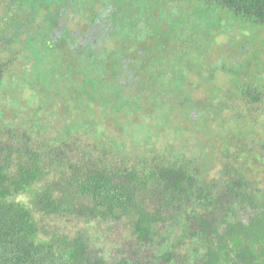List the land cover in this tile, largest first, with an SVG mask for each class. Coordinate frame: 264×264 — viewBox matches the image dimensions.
<instances>
[{
	"label": "trees",
	"instance_id": "trees-1",
	"mask_svg": "<svg viewBox=\"0 0 264 264\" xmlns=\"http://www.w3.org/2000/svg\"><path fill=\"white\" fill-rule=\"evenodd\" d=\"M37 1L0 0V264H264V0H152L157 55Z\"/></svg>",
	"mask_w": 264,
	"mask_h": 264
},
{
	"label": "rangeland",
	"instance_id": "rangeland-1",
	"mask_svg": "<svg viewBox=\"0 0 264 264\" xmlns=\"http://www.w3.org/2000/svg\"><path fill=\"white\" fill-rule=\"evenodd\" d=\"M142 2H144L143 7ZM37 4L41 11L35 16V18L38 17L36 22L33 21V24H29L35 30L50 24V16L58 11H63L61 14L63 18L56 20L55 24L59 28L68 27L71 34L76 35V38L79 37L78 33H92V35L96 34L103 38L108 34L115 42L126 43L134 42L135 38L140 37V41H136L135 45L145 46L143 42L156 44L153 54L157 55L164 49H168L167 53L170 54L173 48L170 43L174 41L173 39L179 41L180 37V32L172 18L169 20L165 16L156 17L158 10L152 0H40L37 1ZM159 11L161 12L162 9ZM43 12L49 15H47V21L42 23L40 18ZM113 31H115L114 34ZM261 35L264 36V34ZM261 35L256 36L252 41L249 39L243 41L247 50L254 56L253 58L242 56V63L247 61L249 65V59H252L255 65L250 67V72L254 75H256L257 61H259L258 69L264 71V38ZM183 40L185 41V38ZM197 48V44H193L190 45V49L187 47L185 49L187 52H193ZM226 88L227 85L224 89Z\"/></svg>",
	"mask_w": 264,
	"mask_h": 264
},
{
	"label": "flooded vegetation",
	"instance_id": "flooded-vegetation-1",
	"mask_svg": "<svg viewBox=\"0 0 264 264\" xmlns=\"http://www.w3.org/2000/svg\"><path fill=\"white\" fill-rule=\"evenodd\" d=\"M29 24V23H28ZM264 117V116H263Z\"/></svg>",
	"mask_w": 264,
	"mask_h": 264
}]
</instances>
